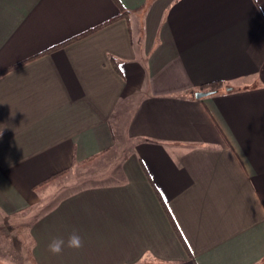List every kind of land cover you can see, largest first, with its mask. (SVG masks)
<instances>
[{
	"label": "crops",
	"instance_id": "crops-1",
	"mask_svg": "<svg viewBox=\"0 0 264 264\" xmlns=\"http://www.w3.org/2000/svg\"><path fill=\"white\" fill-rule=\"evenodd\" d=\"M0 236L23 264H264V0H0Z\"/></svg>",
	"mask_w": 264,
	"mask_h": 264
},
{
	"label": "clouds",
	"instance_id": "clouds-1",
	"mask_svg": "<svg viewBox=\"0 0 264 264\" xmlns=\"http://www.w3.org/2000/svg\"><path fill=\"white\" fill-rule=\"evenodd\" d=\"M254 4H259V0H253ZM261 9V6L258 8ZM68 247L71 249L79 250L83 247V239L80 234L76 231H73L65 240L62 237L53 238L48 244V250L53 255H60L64 248ZM0 264H15L11 258L0 259Z\"/></svg>",
	"mask_w": 264,
	"mask_h": 264
},
{
	"label": "rangeland",
	"instance_id": "rangeland-1",
	"mask_svg": "<svg viewBox=\"0 0 264 264\" xmlns=\"http://www.w3.org/2000/svg\"><path fill=\"white\" fill-rule=\"evenodd\" d=\"M9 226H6V229H5L4 233H3V235L7 234V237L11 238L13 236V233L12 234H11V232L8 233V231H10V230L7 227H9ZM2 227H5V226H2ZM4 237H6V236H4ZM6 238H3V237L0 236V239H1L0 240V248L1 249L2 248L7 249V247H5V245L7 244V242L11 243V240L10 239L8 240ZM10 251L8 253H10ZM2 252H4V249L0 250V253H2ZM7 258H11L15 262V264H23V257L20 254H16V255H10V254L7 255V253H5V255L0 254V259H7Z\"/></svg>",
	"mask_w": 264,
	"mask_h": 264
},
{
	"label": "trees",
	"instance_id": "trees-1",
	"mask_svg": "<svg viewBox=\"0 0 264 264\" xmlns=\"http://www.w3.org/2000/svg\"><path fill=\"white\" fill-rule=\"evenodd\" d=\"M126 14H127L126 10L123 9L122 12L120 13V15H119L117 18H119V17H121V16H124V15H126ZM113 20H114V19H112V20L109 21V22H112ZM109 22L105 23L104 25L108 24ZM101 26H103V25H100L99 27H101ZM99 27H96L95 29H92V30H90V31H87V32H85V33H83V34H81V35H78V36H76V37H74V38H72V39H70V40H68V41H66V42H64V43H62V44H60L59 46H64L65 44H67V43H69V42H71V41H73V40H76V39L82 38L83 36H85V35H87V34L93 32L94 30H96V29L99 28ZM219 87H220V85L216 83V84H214V85H211V88H210L209 90H212V91H214L213 93H216V92L219 91ZM213 93H212V94H213Z\"/></svg>",
	"mask_w": 264,
	"mask_h": 264
},
{
	"label": "water",
	"instance_id": "water-1",
	"mask_svg": "<svg viewBox=\"0 0 264 264\" xmlns=\"http://www.w3.org/2000/svg\"><path fill=\"white\" fill-rule=\"evenodd\" d=\"M213 92H214V91H212V90H202V91H197V92L195 93V96H196L197 98H203V97H206V96H208V95H211Z\"/></svg>",
	"mask_w": 264,
	"mask_h": 264
}]
</instances>
